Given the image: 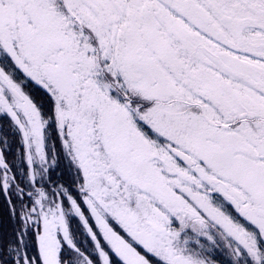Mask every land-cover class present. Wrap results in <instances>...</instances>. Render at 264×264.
Here are the masks:
<instances>
[{
	"label": "snow or ice",
	"instance_id": "1",
	"mask_svg": "<svg viewBox=\"0 0 264 264\" xmlns=\"http://www.w3.org/2000/svg\"><path fill=\"white\" fill-rule=\"evenodd\" d=\"M0 197V264H264V0H0Z\"/></svg>",
	"mask_w": 264,
	"mask_h": 264
},
{
	"label": "trees",
	"instance_id": "2",
	"mask_svg": "<svg viewBox=\"0 0 264 264\" xmlns=\"http://www.w3.org/2000/svg\"><path fill=\"white\" fill-rule=\"evenodd\" d=\"M8 158H9L8 160L10 161V157ZM13 227H14V222L9 219L7 206L3 198L0 197V236L10 235Z\"/></svg>",
	"mask_w": 264,
	"mask_h": 264
},
{
	"label": "rangeland",
	"instance_id": "3",
	"mask_svg": "<svg viewBox=\"0 0 264 264\" xmlns=\"http://www.w3.org/2000/svg\"><path fill=\"white\" fill-rule=\"evenodd\" d=\"M10 143H11V148L8 151L7 156L10 157V161L13 162L19 168L21 164V161L19 159L20 145L15 141H10ZM74 227H75V224H74Z\"/></svg>",
	"mask_w": 264,
	"mask_h": 264
}]
</instances>
